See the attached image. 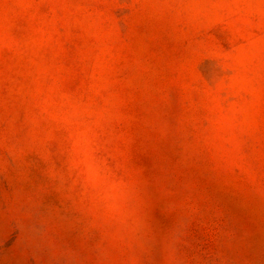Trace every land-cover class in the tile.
I'll return each mask as SVG.
<instances>
[{
  "label": "rangeland",
  "instance_id": "374dc122",
  "mask_svg": "<svg viewBox=\"0 0 264 264\" xmlns=\"http://www.w3.org/2000/svg\"><path fill=\"white\" fill-rule=\"evenodd\" d=\"M0 264H264V0H0Z\"/></svg>",
  "mask_w": 264,
  "mask_h": 264
}]
</instances>
